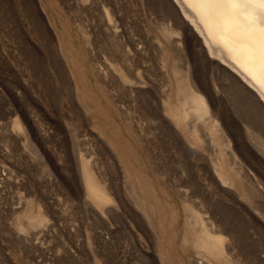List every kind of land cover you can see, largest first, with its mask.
Segmentation results:
<instances>
[{
  "label": "rangeland",
  "instance_id": "obj_1",
  "mask_svg": "<svg viewBox=\"0 0 264 264\" xmlns=\"http://www.w3.org/2000/svg\"><path fill=\"white\" fill-rule=\"evenodd\" d=\"M178 7L0 0V264H264V154L245 130L264 138L263 100ZM175 70L222 123L235 185L216 176L222 156L203 128L195 141L171 122ZM83 159L113 197L103 210L86 198ZM24 208L47 220L29 227ZM193 210L224 235L222 257L196 245Z\"/></svg>",
  "mask_w": 264,
  "mask_h": 264
},
{
  "label": "bare ground",
  "instance_id": "obj_2",
  "mask_svg": "<svg viewBox=\"0 0 264 264\" xmlns=\"http://www.w3.org/2000/svg\"><path fill=\"white\" fill-rule=\"evenodd\" d=\"M175 1L190 24L193 25L194 29L203 38L209 53L236 72V74L240 76L242 82L250 86L256 94L260 96L264 103V0ZM108 24V28L112 30L114 34H117L116 25L110 17ZM172 32L173 30H171L169 34ZM124 66L130 69L132 68V63L127 62ZM114 68L118 69L115 64ZM120 71L123 73L122 76L127 78L122 68H120ZM175 71V75H178L177 92L180 97L178 99L176 97L177 101L175 102L174 109L166 100L168 98L167 96L165 98L166 101L163 99L164 102L162 103L172 117L173 121L171 120V122L176 125V129L179 132L180 127L184 123L183 127L185 132L195 141L202 134L201 129L203 128V134L207 137H211L209 138L211 139L210 141L218 145L216 151L220 153L223 159L213 158L210 161L213 165L212 167L214 168L215 174H217L216 176L219 177L223 185H235L233 172L235 170L239 175L242 166L238 164L236 153L231 148L230 143H225L222 140V137L226 135L222 123L210 107L198 84L193 79H188L189 76L185 74V76L180 75V73H182L181 71L180 73L179 70ZM97 72L98 74H104V77H106L109 69L106 65L103 66L102 64H98ZM129 80L131 89L139 85L131 82V79ZM171 122L169 123L171 124ZM15 126L20 128V122L16 121ZM245 130L246 136H248L251 141L255 142L254 144L264 154V138L262 134L258 133L250 123H247ZM195 141H192V143ZM186 143L184 145H186ZM192 143L190 142L188 147L190 152L196 149ZM185 147L187 149V146ZM82 175L86 190V198L96 208L103 210L107 204L113 201V197L106 184L102 182L96 174L89 160H82ZM31 210L27 209L25 211L24 208L23 212V215L26 216L25 220L28 219L27 222L30 225H28L29 227L43 224V222L47 220V215L45 216L44 212L41 210L37 211V213ZM191 215L197 225V237H195L196 245L200 247L201 250L204 249L206 253H211L218 257L225 255L227 253L226 245L224 244L225 237L222 233L218 232L219 229L214 225L209 227L201 217L199 211L193 210ZM21 216L22 215L19 217ZM21 228L22 227H20V229Z\"/></svg>",
  "mask_w": 264,
  "mask_h": 264
}]
</instances>
